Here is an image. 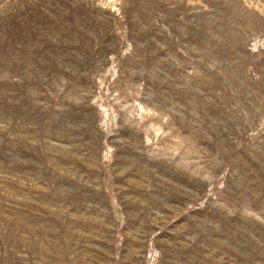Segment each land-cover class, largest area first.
Wrapping results in <instances>:
<instances>
[{"label": "rangeland", "instance_id": "obj_1", "mask_svg": "<svg viewBox=\"0 0 264 264\" xmlns=\"http://www.w3.org/2000/svg\"><path fill=\"white\" fill-rule=\"evenodd\" d=\"M0 264H264V0H0Z\"/></svg>", "mask_w": 264, "mask_h": 264}]
</instances>
